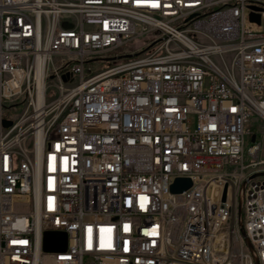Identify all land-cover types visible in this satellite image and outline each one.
Instances as JSON below:
<instances>
[{
    "label": "built area",
    "instance_id": "2783aa9c",
    "mask_svg": "<svg viewBox=\"0 0 264 264\" xmlns=\"http://www.w3.org/2000/svg\"><path fill=\"white\" fill-rule=\"evenodd\" d=\"M256 117L264 0H0V264H264Z\"/></svg>",
    "mask_w": 264,
    "mask_h": 264
},
{
    "label": "water",
    "instance_id": "95a60500",
    "mask_svg": "<svg viewBox=\"0 0 264 264\" xmlns=\"http://www.w3.org/2000/svg\"><path fill=\"white\" fill-rule=\"evenodd\" d=\"M252 21H256L257 23L261 22L260 15H252ZM4 126L9 127L11 126V121L4 120ZM255 141V137L252 139ZM192 186V182L190 179L181 178L177 179L175 183L172 185V192L181 193ZM67 246V236L63 232H48L45 234L44 238V249L46 251H61L65 250Z\"/></svg>",
    "mask_w": 264,
    "mask_h": 264
},
{
    "label": "rangeland",
    "instance_id": "374dc122",
    "mask_svg": "<svg viewBox=\"0 0 264 264\" xmlns=\"http://www.w3.org/2000/svg\"><path fill=\"white\" fill-rule=\"evenodd\" d=\"M252 128L255 135L257 136V141L262 143L261 157L264 159V119L261 117H256L252 124ZM252 141L250 140L249 145L253 144Z\"/></svg>",
    "mask_w": 264,
    "mask_h": 264
}]
</instances>
